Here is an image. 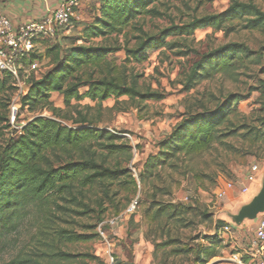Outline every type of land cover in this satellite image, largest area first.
Segmentation results:
<instances>
[{
  "label": "rangeland",
  "instance_id": "obj_1",
  "mask_svg": "<svg viewBox=\"0 0 264 264\" xmlns=\"http://www.w3.org/2000/svg\"><path fill=\"white\" fill-rule=\"evenodd\" d=\"M235 1L252 3L264 12V0H160L154 6L163 16H141L138 25L149 35L158 36L172 25H183L195 18L221 13ZM97 3L98 0H80L78 12L82 10L80 14L85 18L73 19L72 27L60 30V39L66 48L75 43L82 44L78 39L96 14ZM244 25L245 22H234L224 31L206 28L197 30L193 36L168 38V41L177 43L179 47L176 50L149 52L146 60H133L128 64V68L139 76L141 90L163 93V101L128 102L111 110L116 102L109 99L103 103V110L92 112L101 120L97 124L99 128L129 133L130 137L123 135L126 139L123 142L134 147L132 158H123L121 167L130 170L135 179L134 170L139 174L143 171L148 157L158 153L159 143L171 135L184 115L204 109L214 110L229 96L240 95L247 98L240 102L225 126L235 130V136L216 143L212 149L199 155H180L168 160L155 169L152 176L143 181L140 179L136 185L127 183L128 180L117 181L110 187L109 198H104L101 192L96 196L90 191L81 205L62 204L76 212L55 210L52 214H43L31 208V214L18 233L0 243V264L20 253L52 249L74 255L76 258L69 264H107L109 253L116 257V264H196L194 254H177V251L206 246L207 242L197 238L202 234H213L215 220L225 218L221 212L239 199L229 196L219 202L217 195L227 184L240 186L254 166L264 167V141L256 142L251 135L254 130L263 129L264 124V94L260 84L264 81V60H250L228 73L216 74L189 92L183 90V84L192 65L203 53L230 43L243 45L253 52L264 47V26L251 30ZM133 28L126 29L129 38L136 35ZM118 39L124 43L122 36ZM134 44L135 41L131 40L130 47ZM38 49L41 54L45 53L43 45L39 44ZM179 50L186 51L188 55L176 56ZM114 58L120 64L126 54L121 51ZM49 62L46 58L37 62L39 69L34 75H43ZM8 97V94L1 95L0 103ZM11 97L8 99L13 100L14 96ZM52 101L56 107L64 108L63 98L58 94L52 96ZM120 101L128 99L124 97ZM80 105L94 107L95 103L84 100ZM44 115L51 116L48 112ZM30 117L24 111L19 116V123L23 124ZM111 161L114 165V160ZM134 204L135 209L132 210ZM164 207L169 210L161 212ZM81 212L84 214H78ZM204 213L211 219L204 220ZM261 221H264V216L242 228L229 226V232L221 238L223 243L217 257L230 260L212 259L208 264L212 261L214 264H233L235 259L241 260L249 255ZM55 228L97 236L86 243H53ZM168 243L172 244L166 246Z\"/></svg>",
  "mask_w": 264,
  "mask_h": 264
},
{
  "label": "trees",
  "instance_id": "obj_2",
  "mask_svg": "<svg viewBox=\"0 0 264 264\" xmlns=\"http://www.w3.org/2000/svg\"><path fill=\"white\" fill-rule=\"evenodd\" d=\"M159 1L100 0L98 15L85 26L78 39L82 44L75 43L66 48L60 34L53 40L42 41L40 45L45 47V53L33 54L24 60V64L46 58L50 61L48 69L43 75L30 78L29 90L21 98L15 126L10 123L12 99L8 98L14 96L16 87L12 77L0 73V96H9L0 103V243L18 233L31 214V208L43 214H52L55 210L76 212L63 205L83 204L90 191L96 196L101 192L104 198H109L113 183L128 180L127 183L136 185L140 179L143 181L152 176L153 171L168 160L180 155H199L237 134L225 126L247 97L232 95L214 110L204 109L184 115L171 135L159 143L158 153L148 157L143 171L137 173V179L130 170L121 167L123 158H132L134 147L123 142L126 140L123 136L99 128L97 124L101 120L92 112L103 110V103L109 99L116 102L111 110L123 103L161 102L165 99V94L158 91L141 90L139 76L128 68L131 61L142 62L149 52L176 50L179 46L168 41L170 37L193 36L197 30L206 28L224 31L234 22H245V28L251 30L264 26V12L256 5L235 1L221 13L195 18L183 25H172L158 36H151L138 25V19L141 16L162 17L154 6ZM131 26L136 35L129 38L126 29ZM120 36L124 38L123 44L119 42ZM97 40L99 42L95 43ZM131 40L135 41L133 47H130ZM121 51L125 52L126 58L119 64L114 55ZM175 54L178 57L188 55L180 50ZM250 60H264V47L253 52L243 45L230 43L203 53L192 65L183 90L189 92L201 81L228 73ZM260 84L264 94V81ZM54 94L63 98L64 108L55 106ZM124 97L128 101H120ZM84 100L95 103L94 107H81ZM24 111L31 117L20 124L19 116ZM44 112L51 116L44 115ZM251 135L256 142L264 141V124L263 129L254 130ZM167 210L164 207L161 212ZM202 217L211 219L206 213ZM54 218L61 220L60 217ZM224 227L229 226L219 222L216 234H202L197 238L207 242L206 246L177 251V254H194L196 264H208L217 257L223 243L220 232ZM53 230V243H86L97 236L64 228ZM74 258L70 253L52 249L20 253L4 264H69ZM241 260L248 264L251 257L247 255Z\"/></svg>",
  "mask_w": 264,
  "mask_h": 264
},
{
  "label": "built area",
  "instance_id": "obj_3",
  "mask_svg": "<svg viewBox=\"0 0 264 264\" xmlns=\"http://www.w3.org/2000/svg\"><path fill=\"white\" fill-rule=\"evenodd\" d=\"M80 0H66V2L50 12L38 21L15 26L6 16L0 14V73L12 77L16 92L10 105V123L15 126L21 109V98L28 93L29 81L32 74L38 71L37 62L25 65L24 60L31 58L33 54L41 53L39 44L45 40H53L58 37L60 30L70 27V23L76 18L80 9ZM113 134L130 137L129 134H120L118 131H110ZM133 141V139H131ZM261 169L254 166L243 185L240 194L246 196L251 192V184L256 182ZM135 177L138 178L136 170ZM235 186L227 184L217 195V201L228 198ZM137 204V203H135ZM135 204L132 210L135 209ZM230 227H224L220 232V238L229 232ZM102 236L104 234L102 233ZM256 240L250 246L251 261L248 264H264V221H261L257 231ZM117 260L113 253L108 254L107 264H116ZM238 264H244L238 260Z\"/></svg>",
  "mask_w": 264,
  "mask_h": 264
},
{
  "label": "crops",
  "instance_id": "obj_4",
  "mask_svg": "<svg viewBox=\"0 0 264 264\" xmlns=\"http://www.w3.org/2000/svg\"><path fill=\"white\" fill-rule=\"evenodd\" d=\"M65 2L66 0H0V14L6 16L15 26H19L24 23L42 19L56 8L62 6ZM99 6L100 0H98L97 11L94 16L98 15ZM82 12V10L81 12L77 11L75 19H84L85 17L80 14ZM246 182L247 180L243 181L240 186H235V189L232 191L230 197L232 196L233 199L242 197L240 191ZM255 183L251 184V191L255 188ZM214 259L221 260V262H227L230 260L219 259L218 257ZM234 262L235 263L233 264H238V260L235 259ZM211 263L214 264V261Z\"/></svg>",
  "mask_w": 264,
  "mask_h": 264
},
{
  "label": "water",
  "instance_id": "obj_5",
  "mask_svg": "<svg viewBox=\"0 0 264 264\" xmlns=\"http://www.w3.org/2000/svg\"><path fill=\"white\" fill-rule=\"evenodd\" d=\"M221 216L214 222L213 235L219 222H224L228 226L242 228L248 223L256 222L264 216V167L257 176L255 188L246 196H242L232 203V205L221 212Z\"/></svg>",
  "mask_w": 264,
  "mask_h": 264
}]
</instances>
